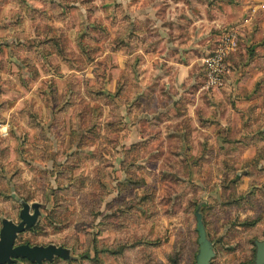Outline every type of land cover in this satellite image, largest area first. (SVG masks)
I'll return each mask as SVG.
<instances>
[{"label":"rangeland","instance_id":"1","mask_svg":"<svg viewBox=\"0 0 264 264\" xmlns=\"http://www.w3.org/2000/svg\"><path fill=\"white\" fill-rule=\"evenodd\" d=\"M178 35L193 60L172 83L148 53L179 55ZM0 123V229L27 207L13 244L56 250L3 264H194L198 221L208 264L248 263L264 239V0H0Z\"/></svg>","mask_w":264,"mask_h":264},{"label":"water","instance_id":"2","mask_svg":"<svg viewBox=\"0 0 264 264\" xmlns=\"http://www.w3.org/2000/svg\"><path fill=\"white\" fill-rule=\"evenodd\" d=\"M21 220L14 224L11 221H4L0 229V264L9 262L12 257H24L29 260L41 261L44 258H51L56 252L52 246L38 247L30 246L26 243L14 245L13 241L17 233L21 232L26 225L34 222V216L28 213V208L25 207L20 213ZM196 230L198 233V257L194 264H208L213 256L211 247L206 242V232L201 221L197 222ZM255 254L251 264H264V239H255Z\"/></svg>","mask_w":264,"mask_h":264},{"label":"built area","instance_id":"3","mask_svg":"<svg viewBox=\"0 0 264 264\" xmlns=\"http://www.w3.org/2000/svg\"><path fill=\"white\" fill-rule=\"evenodd\" d=\"M237 46L234 33L227 32L221 39L220 45L203 59L205 80L208 86H219L224 81L226 73L225 56ZM6 132L5 126L0 123V135Z\"/></svg>","mask_w":264,"mask_h":264},{"label":"crops","instance_id":"4","mask_svg":"<svg viewBox=\"0 0 264 264\" xmlns=\"http://www.w3.org/2000/svg\"><path fill=\"white\" fill-rule=\"evenodd\" d=\"M179 32V31H178ZM181 32V31H180ZM191 33H193L190 29L189 31V34L192 35ZM176 38V41H177V44L175 46H177L178 44H181L183 45V49H177L179 51V55L178 53H176V51H173V48H169L166 47L165 51L167 52L165 55L163 53V51L161 53L159 52H154V47L155 49H159L161 47H163V43L162 42H159V44H156V46L154 44H151V48L149 50V53L151 56H152V60H162L164 62H171L173 63V71L170 73L171 76H170V79L171 81H175L176 78H184V76L188 75V68H189V64H191L192 62V56L190 55L191 54V49H186L188 46H191V43H190V39L187 41V43H183V40L181 41L180 38H182L181 36H174ZM178 39V40H177ZM162 41V40H161ZM170 49H172V51H170ZM140 51L142 53L145 52V49L144 48H141ZM182 53V55L180 54ZM160 56H157L159 55ZM188 60H187V57H189ZM178 69H181V72H176ZM174 81L172 83H174ZM168 82V81H167ZM190 109V108H189Z\"/></svg>","mask_w":264,"mask_h":264},{"label":"trees","instance_id":"5","mask_svg":"<svg viewBox=\"0 0 264 264\" xmlns=\"http://www.w3.org/2000/svg\"><path fill=\"white\" fill-rule=\"evenodd\" d=\"M254 243V242H253ZM255 246V245H254ZM254 254H255V251H254ZM253 260H254V256H253V258H252V261H250V262H248V263H245V264H251L252 262H253Z\"/></svg>","mask_w":264,"mask_h":264}]
</instances>
